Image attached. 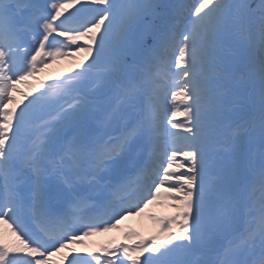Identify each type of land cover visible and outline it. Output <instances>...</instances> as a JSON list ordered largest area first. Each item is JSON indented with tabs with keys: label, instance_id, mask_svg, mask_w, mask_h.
Masks as SVG:
<instances>
[{
	"label": "snow or ice",
	"instance_id": "6c2138e0",
	"mask_svg": "<svg viewBox=\"0 0 264 264\" xmlns=\"http://www.w3.org/2000/svg\"><path fill=\"white\" fill-rule=\"evenodd\" d=\"M162 200L147 242L73 247ZM0 225V264H264V0H0Z\"/></svg>",
	"mask_w": 264,
	"mask_h": 264
},
{
	"label": "bare ground",
	"instance_id": "6f19581e",
	"mask_svg": "<svg viewBox=\"0 0 264 264\" xmlns=\"http://www.w3.org/2000/svg\"><path fill=\"white\" fill-rule=\"evenodd\" d=\"M91 60V57L87 53H78L75 59L71 58H58L51 63L48 64L47 67L44 68L43 71L38 72L35 76L29 77L26 83H21L17 85L19 91L13 92L12 95L15 97L16 103L9 104L8 107L13 108L19 105L23 106L27 101L25 100V94H28L29 98H31L32 94H35L37 91H42L41 82L44 83H52L57 79H62L66 74H70L73 69H76L81 62H88ZM175 110L179 113L183 110V104L177 101L175 103ZM18 110V108H17ZM185 117L177 115V121H183ZM175 122V121H174ZM166 191L165 188L161 189V192ZM159 202H161L159 204ZM156 204L149 205L148 208L144 210V212L138 216H126L121 222L120 227L124 228L123 231L114 229L109 232H99L94 235H91L85 238L84 244H77L73 247L77 252L86 254L90 251H94L98 249V244L102 245L104 241H107L111 237L117 236L119 239L121 238L122 232L128 231H137L141 232L142 235L148 240L151 236H158L160 225L156 223L155 220L152 219L155 217H170L176 214L177 209L172 207L171 205L176 201L173 200H162ZM0 231H2L4 239L9 244L17 243V237L12 234V232L8 229L7 225H0ZM140 238V237H138ZM138 238H132L130 242L134 244L138 241ZM66 256H69L67 250L56 253L51 259L56 262V264H67L65 259ZM144 257H141L143 261ZM125 264H128L125 261Z\"/></svg>",
	"mask_w": 264,
	"mask_h": 264
},
{
	"label": "rangeland",
	"instance_id": "374dc122",
	"mask_svg": "<svg viewBox=\"0 0 264 264\" xmlns=\"http://www.w3.org/2000/svg\"><path fill=\"white\" fill-rule=\"evenodd\" d=\"M250 2L252 3V5L254 4L255 0H250ZM74 10V9H72ZM91 14H87V17H90ZM98 35V34H97ZM107 61H104V63H106ZM171 106V109L173 108L172 104H169Z\"/></svg>",
	"mask_w": 264,
	"mask_h": 264
}]
</instances>
